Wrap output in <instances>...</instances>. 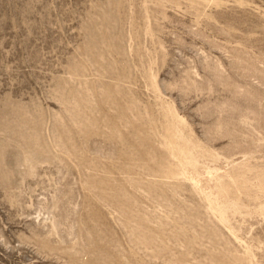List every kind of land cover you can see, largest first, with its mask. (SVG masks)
Here are the masks:
<instances>
[{
  "label": "rangeland",
  "instance_id": "rangeland-1",
  "mask_svg": "<svg viewBox=\"0 0 264 264\" xmlns=\"http://www.w3.org/2000/svg\"><path fill=\"white\" fill-rule=\"evenodd\" d=\"M0 264H264V0H0Z\"/></svg>",
  "mask_w": 264,
  "mask_h": 264
}]
</instances>
